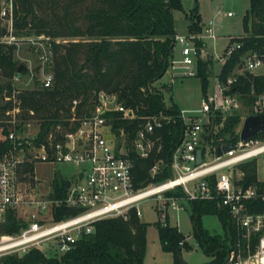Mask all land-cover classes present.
Segmentation results:
<instances>
[{
    "label": "trees",
    "instance_id": "16d2710c",
    "mask_svg": "<svg viewBox=\"0 0 264 264\" xmlns=\"http://www.w3.org/2000/svg\"><path fill=\"white\" fill-rule=\"evenodd\" d=\"M8 0H4L3 3ZM11 25L15 36L42 35L44 46L49 44L50 62L43 64L44 71L52 74L49 86L37 84L33 77L32 86L18 88L12 83L15 64L13 57L15 44L0 41V158L12 146L6 138L9 128L19 132L24 130V122L36 119L37 131L30 139L39 143L45 134L57 123L66 126L72 114L87 113L93 105L96 92L106 90L116 95L124 107L130 108L133 117H122L113 112V127L123 128L127 139L144 122L142 117L163 115L171 118L154 128L153 134L161 143L158 150L146 157H133L132 177L137 186L146 185L168 176L164 163L170 157L171 149L180 136L181 124L176 118L177 105L171 101L165 105L159 85H154L172 58L175 43L172 10L183 11L179 0H10ZM248 7L241 15V29L236 40L238 48L220 64L218 77L224 79L239 62L240 55L249 48L264 46V0H248ZM194 6L183 11L187 20V34L199 33L201 19ZM1 5V2H0ZM7 33L6 25L0 20V37ZM45 37V38H44ZM197 52L203 44L194 38ZM40 49L38 48L37 51ZM196 77L199 79L201 94L208 87L212 75L210 57L199 52L195 59ZM37 70V67L35 68ZM26 71V70H25ZM25 71L19 73L23 74ZM238 98L249 107L252 103L250 88L255 93L264 91V75L239 74L235 82ZM170 87L165 86L168 90ZM77 103L71 111L72 99ZM17 107L14 123L7 122V110ZM240 110L222 115L214 113L210 122L204 126L205 142L215 145L220 141L229 143L236 138ZM173 119V120H172ZM117 132V130H115ZM264 139V130L254 134ZM24 138L15 140L16 147L25 150ZM20 141V142H19ZM16 142H19L17 144ZM203 148V147H202ZM201 148V149H202ZM156 161L159 171L150 177L149 169ZM241 171L240 181L256 184L264 192V177L256 175L255 159L238 163ZM24 173H32L30 163L22 167ZM68 180L59 172L52 176L50 186L52 195L59 197L65 191ZM180 194L179 191H174ZM192 221V236L208 259L196 264H224L227 250L235 240L237 231L230 214L223 205L214 199H192L188 201ZM253 209L264 210V199L254 200ZM64 206L56 209L53 217L74 213ZM214 214L222 233H211L201 224V216ZM24 225L22 219L15 217L13 211L4 213L0 221V233L18 231ZM92 231L80 236L66 251L46 253L39 247H30L22 253L3 254L0 264H145L147 222L140 220L130 209L126 217L112 216L95 220ZM159 247L171 253L172 260L167 264H179L176 251L190 249L184 234L168 220L163 224L158 219L153 222Z\"/></svg>",
    "mask_w": 264,
    "mask_h": 264
},
{
    "label": "built area",
    "instance_id": "2783aa9c",
    "mask_svg": "<svg viewBox=\"0 0 264 264\" xmlns=\"http://www.w3.org/2000/svg\"><path fill=\"white\" fill-rule=\"evenodd\" d=\"M11 13L10 0L0 5V20L7 28L0 41L16 45L19 37L12 33ZM225 15L230 16L232 12L226 11ZM214 25V20L210 19L203 24L199 33L184 36L174 34V40L180 44V58L172 57L169 60L165 71L169 76V85L173 78L196 75L198 52L192 39H202V31L215 38ZM237 36L238 33L233 32L228 37L221 62L240 46L235 39ZM41 38L43 36L40 34L30 40L39 47L38 56L44 64L51 61L50 50L49 44L44 46ZM245 72L264 75V46L244 50L239 62L224 79L212 74L210 87L202 94L199 107L178 109L176 118L180 121L181 130L169 159L164 163L168 167V176L140 187L133 183L131 151L137 157H146L153 149L158 150L161 143L153 134L154 128L171 118L161 114L142 117L144 122L128 140L123 128L114 129L112 113L120 112L122 117L131 118V109L119 103L114 93L99 90L87 113L79 116L72 114L66 119V126L57 123L39 143L28 139L36 133L27 134L29 121L24 122V130L20 132L9 128L6 138L12 141V146L0 158V221L4 213L11 210L16 218L24 221V225L16 232L0 233V256L25 252L44 241L53 245L57 253L64 252L80 236L92 231L95 220L112 216L124 218L130 209L140 218L138 205L143 200L152 199L155 202L153 211L164 224L167 209L181 208L183 200L214 199L226 208L237 231L234 242L226 252L224 264H264V210L253 209L254 200H263L264 192L259 191L254 183L244 185L239 180L241 171L237 165L252 158L264 161V139L254 135L240 139L238 131L243 118L239 114L237 135L233 141L204 145V126L214 113L227 115L235 110L241 111L243 107L247 110L245 115L264 113V91L255 93L250 88L249 94L253 96L250 111L238 98L240 92L236 90L235 82L238 75ZM22 75L14 72L11 78L13 85L32 81L31 76L27 79ZM37 81L38 85L49 86L52 82L51 72L45 71ZM76 103L77 99H72L71 111ZM17 111V107L7 110L6 114L10 115L7 122L14 123ZM17 138L25 139V150L16 147ZM222 143L228 146V150L216 155L215 147ZM207 146L214 149L211 159L203 158V148ZM197 149L201 152L199 162L195 163ZM41 162L50 165L65 163L76 167L73 176L62 173L68 184L59 197L52 195V190L40 196L19 180L25 163H30L34 172V165ZM159 168L158 161L150 166V177H154ZM236 168L239 174L234 177L233 170ZM26 174L29 173L23 172L24 176ZM59 206L75 212L55 219L53 215Z\"/></svg>",
    "mask_w": 264,
    "mask_h": 264
},
{
    "label": "rangeland",
    "instance_id": "374dc122",
    "mask_svg": "<svg viewBox=\"0 0 264 264\" xmlns=\"http://www.w3.org/2000/svg\"><path fill=\"white\" fill-rule=\"evenodd\" d=\"M3 1L4 0H0L1 4H3ZM179 1L180 4H182L183 11H187L194 6L193 0ZM196 2L198 5V9L200 10V18L203 21H207L217 8H220L221 10L228 9L233 12L231 17H221L215 20L216 24L215 26H213V34L215 35V38L209 37L203 31L201 32L202 39L196 38L203 41V44L201 45L202 48L200 51H198L199 55L203 57H206L208 55L210 57L212 72L213 74L218 75L221 69L220 64L223 54V48L227 44L230 34H232L233 32H240L241 15L248 7L249 2L248 0H196ZM183 11L175 8L172 10L173 27L176 32L175 34L179 36L187 35V20H185ZM18 37V42L15 45V49L13 51V57L26 65V71L22 76L24 78L31 76L32 80L33 77L39 79L45 71L43 69V64L41 62L40 56H38L37 49L39 47L30 40L33 39L34 36L22 35ZM190 44L191 43H189V45ZM34 46L38 48L36 49ZM179 49L180 44L178 41H175L173 45L175 59L180 58ZM36 67L37 70H35ZM168 81V73L164 72L157 80L153 82L154 85H159V90L162 95V101L165 103V105H169L170 102L173 101L178 108L184 110L194 109L200 106L202 95L199 79L196 76L173 78L170 87L167 90L165 86H169ZM16 86L18 88H23L24 86H32V81L30 80L25 84L21 83ZM208 87L205 91L208 90ZM246 112L247 110L245 107L241 108L240 116L244 118ZM29 122L30 125L28 126L26 132L28 135H32L37 131L38 122H36V119H29ZM256 137L263 139L259 136ZM203 149L205 150V155L203 156V158L211 159L214 156V149H212L211 146L204 147ZM255 162L258 166V170L256 172L257 177H264V161L255 160ZM33 168L35 171L31 174H26L24 176L22 172L19 176V180L21 182H24L25 185L32 188L34 192L40 196L52 190L50 181L55 173L59 172L61 175H63L62 173H65L68 176H73L74 171L76 170L75 166L73 167L72 165L65 163L50 165L41 162L35 164ZM238 174V168L234 169L233 176L237 177ZM154 205L155 202L152 199L143 200L138 205L139 210H141L140 220L148 223L146 227V242L143 262L145 264H167L171 262L172 255L169 252L163 251L159 247L157 234L153 226V222L157 220L158 217L153 211ZM189 213V204L187 201L183 200L181 208L173 210L169 208L167 209V220L170 225H175L178 231L184 234V236H189L185 239L189 244L190 249L182 250L181 255L185 263L196 264L206 261L208 259V255L204 254V252L197 245L196 240L192 236V221ZM201 224L211 233H222L217 217L214 214L205 213V215H202ZM36 247H39L42 251H45L49 254L53 252L52 247H50L49 243H47L46 241Z\"/></svg>",
    "mask_w": 264,
    "mask_h": 264
},
{
    "label": "water",
    "instance_id": "95a60500",
    "mask_svg": "<svg viewBox=\"0 0 264 264\" xmlns=\"http://www.w3.org/2000/svg\"><path fill=\"white\" fill-rule=\"evenodd\" d=\"M26 70V65L20 61H17L15 64V71L16 72H23ZM234 90V89H232ZM264 130V113H251L245 115L243 118L240 128H239V137L240 139H244L246 137L252 136L260 131ZM207 143L205 142L204 145ZM215 153L216 155H220L221 152L228 150V146L224 143L220 144V146L215 147ZM200 149L196 150V156H195V163L199 162L200 159ZM80 174L78 175V177ZM176 258L179 264H187L182 259L181 250L180 248L176 251Z\"/></svg>",
    "mask_w": 264,
    "mask_h": 264
},
{
    "label": "crops",
    "instance_id": "0c3cea01",
    "mask_svg": "<svg viewBox=\"0 0 264 264\" xmlns=\"http://www.w3.org/2000/svg\"><path fill=\"white\" fill-rule=\"evenodd\" d=\"M197 3V2H196ZM219 10L220 12L219 13H216V10ZM215 11H214V13L212 14V16L208 19V20H210V19H213L214 20V22H215V20L216 19H219V18H221V17H231L232 15H230V16H226L225 15V12L226 11H230V10H228V9H226V10H221L220 8H217ZM245 11V10H244ZM197 12H198V15H199V18H200V10L198 9V5H197ZM232 12V11H231ZM232 14H233V12H232ZM201 19V18H200ZM207 20V21H208ZM207 21H203L202 19H201V26H203V24L204 23H206ZM215 24H216V22H215ZM215 26V25H214ZM240 29H241V25H240ZM176 33V32H175ZM172 57L173 58H175L174 56H175V53H174V51H173V48H172ZM180 54V53H179ZM206 57H209L208 55L206 56ZM212 74H213V72H212ZM209 79H210V77H209ZM210 83V82H209ZM208 83V84H209ZM209 87H210V84H209ZM209 87H208V89H209ZM207 89V88H206ZM202 95V94H201ZM180 109V108H179Z\"/></svg>",
    "mask_w": 264,
    "mask_h": 264
}]
</instances>
